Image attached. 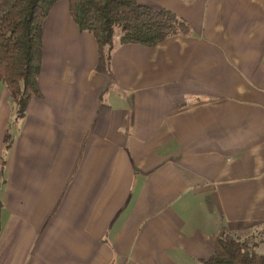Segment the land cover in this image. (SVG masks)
Instances as JSON below:
<instances>
[{
	"label": "crops",
	"instance_id": "1",
	"mask_svg": "<svg viewBox=\"0 0 264 264\" xmlns=\"http://www.w3.org/2000/svg\"><path fill=\"white\" fill-rule=\"evenodd\" d=\"M136 1L191 34L104 70L59 0L24 119L0 84V264H199L264 236V0Z\"/></svg>",
	"mask_w": 264,
	"mask_h": 264
},
{
	"label": "trees",
	"instance_id": "2",
	"mask_svg": "<svg viewBox=\"0 0 264 264\" xmlns=\"http://www.w3.org/2000/svg\"><path fill=\"white\" fill-rule=\"evenodd\" d=\"M58 1L0 0V84L16 105V122L27 116L32 100L42 96L44 23ZM67 1L77 29L94 37L104 70L109 69L116 45L154 47L168 38L191 34L189 24L171 11L155 10L136 0ZM11 142L8 137L7 148ZM4 165L3 160L2 171ZM2 210L0 200V235ZM256 247L249 238L218 236L211 255L199 264H264V252H257Z\"/></svg>",
	"mask_w": 264,
	"mask_h": 264
},
{
	"label": "rangeland",
	"instance_id": "3",
	"mask_svg": "<svg viewBox=\"0 0 264 264\" xmlns=\"http://www.w3.org/2000/svg\"><path fill=\"white\" fill-rule=\"evenodd\" d=\"M118 43L117 38H115V45ZM114 45V46H115ZM100 64V63H99ZM109 66V64L107 65V67ZM100 67L102 68V66L100 65ZM15 128V125L13 126ZM219 236H225L227 238L231 237V236H227L225 235V233H221V235ZM232 237H236V236H232ZM240 238H249L250 240H254V242L257 244V247L255 248L257 252H264V236L261 234V232L259 231H253V232H248V233H243L240 236H237Z\"/></svg>",
	"mask_w": 264,
	"mask_h": 264
}]
</instances>
